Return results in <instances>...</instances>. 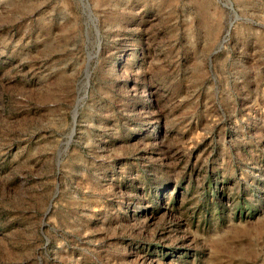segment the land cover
Listing matches in <instances>:
<instances>
[{
    "label": "rangeland",
    "instance_id": "374dc122",
    "mask_svg": "<svg viewBox=\"0 0 264 264\" xmlns=\"http://www.w3.org/2000/svg\"><path fill=\"white\" fill-rule=\"evenodd\" d=\"M0 264H264V0H0Z\"/></svg>",
    "mask_w": 264,
    "mask_h": 264
}]
</instances>
